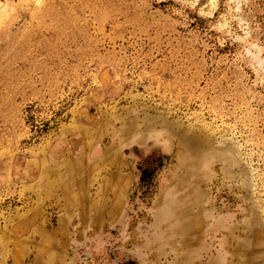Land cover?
Listing matches in <instances>:
<instances>
[{"label": "rangeland", "instance_id": "rangeland-1", "mask_svg": "<svg viewBox=\"0 0 264 264\" xmlns=\"http://www.w3.org/2000/svg\"><path fill=\"white\" fill-rule=\"evenodd\" d=\"M0 264H264V0H0Z\"/></svg>", "mask_w": 264, "mask_h": 264}]
</instances>
